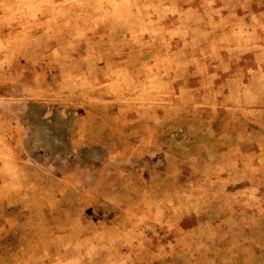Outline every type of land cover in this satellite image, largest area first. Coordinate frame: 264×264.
Instances as JSON below:
<instances>
[{
	"label": "rangeland",
	"instance_id": "1",
	"mask_svg": "<svg viewBox=\"0 0 264 264\" xmlns=\"http://www.w3.org/2000/svg\"><path fill=\"white\" fill-rule=\"evenodd\" d=\"M0 264H264V0H0Z\"/></svg>",
	"mask_w": 264,
	"mask_h": 264
}]
</instances>
